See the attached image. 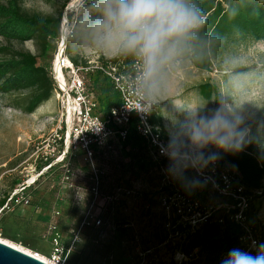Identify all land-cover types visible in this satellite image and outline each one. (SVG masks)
I'll return each mask as SVG.
<instances>
[{
	"label": "rangeland",
	"instance_id": "374dc122",
	"mask_svg": "<svg viewBox=\"0 0 264 264\" xmlns=\"http://www.w3.org/2000/svg\"><path fill=\"white\" fill-rule=\"evenodd\" d=\"M5 1L0 0L1 3ZM83 2L21 0L22 9L29 14L54 19L60 17L59 37L74 27L73 37L68 40V56L76 59L80 66L83 61L97 56L102 60L116 56H104V53H111L93 40L90 12L82 6ZM65 34L68 35V31ZM58 40L52 42L43 56L33 41L8 43L0 38V50L8 48L29 52L38 56L39 65L47 67L54 60L53 53L60 44ZM210 46V72L198 71L179 56L168 66L162 80L152 86L146 85L147 97L153 105L152 113L155 119L159 117L161 121V125L156 126L169 140L170 134L178 130L190 113L203 115L227 105L241 121L244 145L264 158V39L233 45L211 37ZM5 58L8 56L0 52V61ZM90 76L87 77L89 82L95 79L99 85L110 86L102 76ZM202 83H211L219 91L221 100H203L196 90ZM26 94V91L0 94V201L5 196L8 199L11 192L30 177L28 159L31 146L53 129L57 119L59 107L53 94L31 114L23 112L22 105L17 103ZM107 95L102 94L101 97ZM113 96L116 99V95ZM207 151L218 150L209 147ZM71 165L75 173L81 174L74 178L72 186H59L58 175L61 172L58 171L50 177L39 178L32 186V200L28 207L10 205L0 210V238L21 248L24 247L22 243H32L31 247L37 251L35 253L44 258L52 250L51 223L56 225L62 241L70 240V231L78 229L89 207L87 190L91 187L88 164L81 153L73 155ZM163 166L167 168L168 164ZM95 167L102 171L101 193L113 200L105 204L101 217L103 225H90L81 230L80 242L74 246L66 264L75 263L73 252H76L78 264H132L137 257L136 247L148 251L143 264H178L181 258L177 254L182 252L192 254L187 264H204V255L199 249L196 253L190 249L185 233H175V230L166 227L163 199L171 188L181 189L168 175L167 169H157L148 153L140 145L132 143L127 144L123 151L105 152L103 158H97ZM171 182L173 187L169 184ZM262 186L264 190V179ZM201 202L209 206H224L227 203L210 194ZM250 207L247 213L251 215L257 238L249 253L256 255L260 245H264V196L251 197ZM91 211L94 213L93 209ZM117 234H120L118 240Z\"/></svg>",
	"mask_w": 264,
	"mask_h": 264
},
{
	"label": "built area",
	"instance_id": "2783aa9c",
	"mask_svg": "<svg viewBox=\"0 0 264 264\" xmlns=\"http://www.w3.org/2000/svg\"><path fill=\"white\" fill-rule=\"evenodd\" d=\"M68 31V35L70 30ZM59 37L58 45L51 65L49 76L53 85V96L58 103V114L55 126L39 141L31 146L29 155L30 177L34 180L28 183L29 178L18 188H15L5 204L0 209L3 211L11 207H28L31 204L32 186L39 178L58 175L59 186L73 185V180L81 175L72 169L71 160L75 153H81L88 164V174L91 187L88 191L89 207L78 229L70 231V240L62 241V236L54 223L50 225L51 253L46 256L52 264H66L74 246L80 242L81 230L88 226L98 227L103 225L101 217L105 204L113 198L101 193L102 171L95 167L97 158H103L106 152L123 151L130 143L133 134L141 143L152 159L155 167L167 169L163 164H169L161 149L168 143L161 129L152 124V103L147 97L146 84L140 78V68L134 57L129 62L112 61L95 57L83 64L75 65L66 52L68 35ZM102 76L116 95V103L106 112L101 110L97 96L91 89L89 76ZM90 76V77H91ZM139 106V107H137ZM192 178L204 181L212 195H217L220 201H227L226 205H203L201 200L182 194L173 188L165 195L162 207L165 214L166 227L175 230V233H191L200 226L211 224V217L218 208L224 210V217H219L215 222L224 225L232 223L240 229L237 244L248 252L256 244V231L250 226L247 217V208L251 195L246 193L240 183L237 171L229 165L222 166L217 162L204 171L203 176H198L196 171L189 169ZM259 194V192H255ZM94 210V213L91 211ZM181 228V230L179 229ZM182 245L179 246L181 249ZM136 261L132 264H143L144 255L148 251H139ZM198 249H193L196 253ZM181 252V251H177ZM175 256V255H174ZM173 256V257H174ZM178 264H187L192 254L179 253ZM228 257L221 254L219 263ZM174 259V258H173Z\"/></svg>",
	"mask_w": 264,
	"mask_h": 264
},
{
	"label": "trees",
	"instance_id": "16d2710c",
	"mask_svg": "<svg viewBox=\"0 0 264 264\" xmlns=\"http://www.w3.org/2000/svg\"><path fill=\"white\" fill-rule=\"evenodd\" d=\"M93 3L94 0H84L82 4L90 12V20L97 18V13L89 7ZM191 3L202 13L205 23L187 43L180 58L189 61L190 65L198 71L210 72L212 65L211 37L222 43L233 45H242L249 40L264 39V0H191ZM59 23L60 17L54 19L51 16L25 12L21 7V0L0 2V38L8 43L22 44L33 41L39 46L40 55L42 56L47 54L52 42L58 40ZM73 34L74 27L70 30L66 40L67 54L68 40L73 37ZM0 52L8 56V58L0 61V94L26 91L25 98L18 100L17 103L22 105L23 112L33 113L42 103L48 101L53 93V85L49 76L50 65L47 64V67L39 65L38 56L29 52L11 51L8 48L1 49ZM131 58L130 55L116 54L111 60L129 62ZM70 59L75 65H78L76 59ZM85 62L83 61V64ZM90 83L92 91L99 100L101 110L106 112L116 103L111 87L106 84L99 85L95 79ZM196 90L205 101L221 100L219 91L211 83H202L196 87ZM102 94H108V97L104 96L102 98ZM150 121L152 124L161 125L160 118L155 119L152 112ZM130 139V143L141 145L133 134ZM218 162L222 166L229 165L237 171L241 185L251 197L256 199L264 196L262 186L264 158L257 155L251 147L245 146L243 150L236 153L221 152ZM186 175L192 178L188 172ZM177 183L181 186L179 182ZM180 188L178 190L187 196H193L201 200L210 194L211 197H215L220 201L217 195H212L209 192L206 185L191 191L186 190L183 186ZM255 192H259V194ZM6 199L7 196L0 201V207L5 204ZM249 208H251L250 201L248 210ZM219 217L226 219L223 209L214 212L211 217V224L202 226L192 234L185 233L190 242V249L197 248L201 251L202 256L204 255V264H220L221 254L228 255L232 249L244 250L243 247L237 244V238L240 235L238 226L229 222L219 225L215 222ZM247 217L250 226H252L250 213H247ZM179 229L181 230V228ZM119 238L120 234H117L116 239ZM22 245L34 251V253L37 252L29 243H22ZM73 253H75L73 257L75 263L73 264H78L76 263L78 262L76 252Z\"/></svg>",
	"mask_w": 264,
	"mask_h": 264
},
{
	"label": "clouds",
	"instance_id": "9594fccd",
	"mask_svg": "<svg viewBox=\"0 0 264 264\" xmlns=\"http://www.w3.org/2000/svg\"><path fill=\"white\" fill-rule=\"evenodd\" d=\"M89 7L97 13L90 21L95 43L109 53L134 57L141 80L149 86L163 79L205 23L191 0H94ZM209 147L218 151L208 152ZM243 147L241 121L221 105L211 113H190L161 153L169 161L168 175L191 191L204 187L206 178H189V169L203 176L221 152L236 153ZM222 264H264V245L256 255L232 249Z\"/></svg>",
	"mask_w": 264,
	"mask_h": 264
},
{
	"label": "water",
	"instance_id": "95a60500",
	"mask_svg": "<svg viewBox=\"0 0 264 264\" xmlns=\"http://www.w3.org/2000/svg\"><path fill=\"white\" fill-rule=\"evenodd\" d=\"M30 252H33L30 250ZM0 264H47L32 253H25L0 242Z\"/></svg>",
	"mask_w": 264,
	"mask_h": 264
},
{
	"label": "bare ground",
	"instance_id": "6f19581e",
	"mask_svg": "<svg viewBox=\"0 0 264 264\" xmlns=\"http://www.w3.org/2000/svg\"><path fill=\"white\" fill-rule=\"evenodd\" d=\"M31 179H29V181H28V183H31L33 180H34V175H32V177H30ZM0 242L1 243H4V244H6V245H9V246H11V247H13V248H15V249H17V250H20V251H23V252H25V253H32V254H34V255H36V257L39 259V260H41V261H43V262H45V263H47V264H52V263H50L49 261H48V259L45 257H43V256H40V255H37L36 253H34V252H30V250L28 251V250H26V249H24L25 247H23V248H21V247H19V246H17L16 244H14V243H12V242H9V241H7V240H5V239H3V238H0Z\"/></svg>",
	"mask_w": 264,
	"mask_h": 264
},
{
	"label": "crops",
	"instance_id": "0c3cea01",
	"mask_svg": "<svg viewBox=\"0 0 264 264\" xmlns=\"http://www.w3.org/2000/svg\"><path fill=\"white\" fill-rule=\"evenodd\" d=\"M104 56L111 57L112 56V53L111 54H108V55H107V53H104ZM29 244L31 245L32 243H29Z\"/></svg>",
	"mask_w": 264,
	"mask_h": 264
}]
</instances>
